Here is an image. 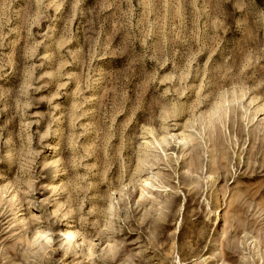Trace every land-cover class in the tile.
Instances as JSON below:
<instances>
[{"label":"rangeland","instance_id":"obj_1","mask_svg":"<svg viewBox=\"0 0 264 264\" xmlns=\"http://www.w3.org/2000/svg\"><path fill=\"white\" fill-rule=\"evenodd\" d=\"M0 264H264V0H0Z\"/></svg>","mask_w":264,"mask_h":264}]
</instances>
